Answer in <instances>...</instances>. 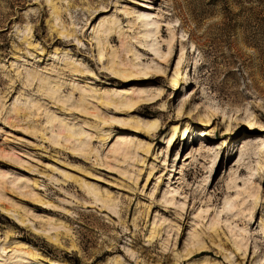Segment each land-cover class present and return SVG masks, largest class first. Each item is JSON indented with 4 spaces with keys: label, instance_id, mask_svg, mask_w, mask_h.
Returning a JSON list of instances; mask_svg holds the SVG:
<instances>
[{
    "label": "rangeland",
    "instance_id": "rangeland-1",
    "mask_svg": "<svg viewBox=\"0 0 264 264\" xmlns=\"http://www.w3.org/2000/svg\"><path fill=\"white\" fill-rule=\"evenodd\" d=\"M260 139L264 0H0V264H264Z\"/></svg>",
    "mask_w": 264,
    "mask_h": 264
},
{
    "label": "bare ground",
    "instance_id": "bare-ground-1",
    "mask_svg": "<svg viewBox=\"0 0 264 264\" xmlns=\"http://www.w3.org/2000/svg\"><path fill=\"white\" fill-rule=\"evenodd\" d=\"M142 4V3H141ZM141 17H143V16H146L145 14H141L140 15ZM136 18H139V17H136ZM143 23H145L144 25H147L146 24V22L145 21H143ZM149 30V29H148ZM151 31H147V32H145L144 34H143V36H146V35H149V38H150V36H151ZM154 33V32H153ZM154 35V34H153ZM148 38V39H149ZM114 73H118V75H120V76H129L130 74H132V72H130V73H126V69H120V68H118V69H116V70H114L113 71ZM146 72L147 71H143V72H140V73H142V74H144V75H146ZM131 76V75H130ZM158 76V75H157ZM155 78V80L156 81H160L161 79H160V77L158 78V77H154ZM157 99H159V96H155V95H153V96H151V97H146V98H141V97H124L123 99L121 98V100L118 102L120 105H122V106H124V107H126V108H128L129 109V111L130 110H133V111H135L136 109H138L139 107H143V106H146V104H150V103H154V102H156V100ZM111 102V101H110ZM111 103H114V102H111ZM200 108H202V110L204 111V110H206V111H213V109H216V108H213V106L212 105H210L208 102H201V103H198V104H195L193 107H192V109H190V112L192 113H194V115H195V119H196V123L197 124H207L208 123V119H209V117H207V115H206V113H202L201 111H200ZM210 114V113H209ZM211 115V114H210ZM141 118V117H140ZM139 118V119H140ZM138 119V120H139ZM132 120V119H131ZM132 122V121H131ZM135 122V121H134ZM141 123H142V127H144V129L145 130H147V131H151V132H156V131H159V127H158V125H157V121L155 120V121H149V120H145V121H141ZM140 123H138V122H135L134 123V125L137 127L138 125H139ZM133 125V126H134ZM138 128V127H137ZM63 129V128H62ZM65 129V128H64ZM65 131H67V130H65ZM64 131V132H65ZM63 132V131H62ZM68 133V132H67ZM67 135V134H66ZM73 136V134H70V133H68V135L66 136V138L68 139V138H70V137H72ZM171 137H173V135H171L170 136V139H171ZM65 138V139H66ZM169 139V140H170ZM259 143H257L256 144V148H259V149H257V150H264V139H260L259 141H258ZM127 147V146H126ZM111 148V147H110ZM119 148H122V149H124L125 148V146L123 147H119ZM128 148V147H127ZM112 150H116L115 149V147H112ZM118 150V149H117ZM123 152H125V151H128V150H126V148L124 149V150H122ZM262 153V152H261ZM127 154V153H126ZM262 159V158H261ZM258 164H260V163H258ZM211 166V165H210ZM252 166V165H251ZM264 166V165H263ZM210 168V167H209ZM253 168V167H252ZM263 169V168H262ZM251 178V177H250ZM247 184V183H246ZM255 186V185H254ZM259 192V191H258ZM247 195H254L253 194V192L252 191H250V190H248V193H247ZM258 196V195H257ZM239 198V197H238ZM255 198V197H254ZM229 202H230V199L229 198H227V200H226V204H229ZM246 202V201H245ZM254 203H255V201H254ZM253 203V205H255ZM250 205V204H249ZM252 205V206H253ZM233 204L232 205H230V207H229V209L230 208H232L233 209ZM252 206H250L249 208H248V210L250 211V209L252 208ZM16 247H15V249H14V251H12L13 253H12V255L14 254V252H16L17 250H22L23 248H25L26 249V247H27V245L25 244V242H18L16 245H15ZM23 251H25V253H28V251H30V250H28V249H26V250H23ZM17 253V252H16ZM200 253V252H199ZM22 254V253H21ZM31 254V253H30ZM29 254V255H30ZM12 255H8V257H4L5 258V260H7V259H10V257L12 256ZM43 264V263H42Z\"/></svg>",
    "mask_w": 264,
    "mask_h": 264
}]
</instances>
